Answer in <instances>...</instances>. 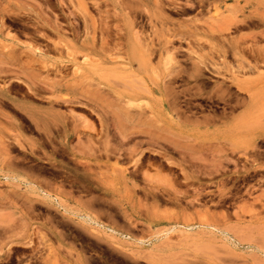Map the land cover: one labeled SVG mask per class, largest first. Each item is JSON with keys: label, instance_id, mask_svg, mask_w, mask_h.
I'll return each mask as SVG.
<instances>
[{"label": "rangeland", "instance_id": "rangeland-1", "mask_svg": "<svg viewBox=\"0 0 264 264\" xmlns=\"http://www.w3.org/2000/svg\"><path fill=\"white\" fill-rule=\"evenodd\" d=\"M0 264H264V0H0Z\"/></svg>", "mask_w": 264, "mask_h": 264}, {"label": "bare ground", "instance_id": "bare-ground-1", "mask_svg": "<svg viewBox=\"0 0 264 264\" xmlns=\"http://www.w3.org/2000/svg\"><path fill=\"white\" fill-rule=\"evenodd\" d=\"M3 64V63H2ZM9 67V66H8ZM12 68V67H11ZM238 82L240 81V80H237ZM237 83V82H236ZM238 85V84H237ZM243 84H241V81L239 82V86H240V88L242 89V88H244V89H248L246 86H242ZM247 91V90H246Z\"/></svg>", "mask_w": 264, "mask_h": 264}]
</instances>
